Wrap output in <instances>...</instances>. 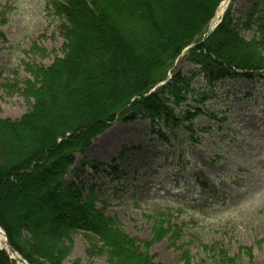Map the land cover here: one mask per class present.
<instances>
[{"label": "rangeland", "instance_id": "374dc122", "mask_svg": "<svg viewBox=\"0 0 264 264\" xmlns=\"http://www.w3.org/2000/svg\"><path fill=\"white\" fill-rule=\"evenodd\" d=\"M60 1L64 0H0V119L16 122L30 112L34 99L27 88L41 87L40 69L69 56L63 30L66 19L55 7ZM186 1L183 13L175 9L177 13L167 18L169 26L161 30L176 34L174 46L184 43L204 23L214 3ZM230 2L229 18L245 40L257 43L264 57V0H226L220 18ZM250 10L254 17L249 24L244 14ZM171 22L178 25L173 30ZM173 69L191 78V90L207 87L203 102L184 90L187 98L176 114L195 109L200 113L179 116L180 122L171 127L153 123L142 114L130 115L105 131L110 134L109 145L98 143L99 135L76 152L64 180L82 202L92 200L124 234L138 239L141 250L155 264H264V77L251 70H232L228 78L209 84L200 66L183 58ZM132 83L121 85V91L112 96L106 94L94 110L116 107L139 88ZM115 84L114 90L120 88ZM85 101L75 105H86ZM87 105L92 106L93 99ZM45 115L16 131L8 130L14 158L27 151L38 156L56 148L53 141L61 128L55 130L59 124L52 122L57 115ZM47 159L37 162L43 164ZM36 167L42 169L40 164ZM4 183L8 186L11 181ZM36 184V195L48 194ZM35 200L38 219L52 218L47 209L51 203ZM8 211L7 219H18L23 226L22 237L32 238L25 230L30 219L20 220L16 207ZM55 224L49 222L48 228L60 235L56 240L53 237L54 257L45 264H58L55 257L62 258L59 264H116L121 260L111 257L109 243L99 236Z\"/></svg>", "mask_w": 264, "mask_h": 264}, {"label": "trees", "instance_id": "16d2710c", "mask_svg": "<svg viewBox=\"0 0 264 264\" xmlns=\"http://www.w3.org/2000/svg\"><path fill=\"white\" fill-rule=\"evenodd\" d=\"M221 1L214 0L204 23L179 46H174L176 34L170 36L171 32L164 34L161 30L169 26L167 18L174 16L175 9L183 13L186 0H64L55 6L56 12L66 19L63 30L68 39L69 56L40 69L41 87L30 85L27 88L29 96L34 99L30 112L16 122L0 119V226L11 247L29 264H45L49 257H54L53 237L57 239L60 234L57 232L58 235H54L56 229L50 230L49 222L99 236L109 243L107 247L113 252L111 257L121 259L116 264H155L147 251L141 250L138 239L124 234L114 220L95 208L92 200L82 202L72 185L66 184L64 176L74 163L75 153L90 144L93 137L106 130L117 118L127 120L130 115L143 111L153 123L171 127L180 122L177 119L179 116L190 118L200 112L199 109L182 110L179 115L176 114L181 102L187 98L184 90L197 94L199 102L207 99V87L191 90V78L180 74L157 91L147 96L145 94L166 78L171 67L169 59H174L183 47L196 42L203 35ZM253 17L252 10L244 14L249 24ZM176 23L171 22L174 26L171 30L178 26ZM249 24L245 27L249 28ZM164 46L170 50L166 52ZM257 48L256 42L242 37L228 13L212 35L202 44L189 49L187 59L201 67L209 84L224 79L232 70H251L264 77V57ZM218 59L224 60L225 64ZM130 81L139 88L128 94L125 100L110 110H94L106 94L112 96ZM114 84L115 88L119 85L120 88L114 90ZM90 99H93L92 106L87 105ZM77 101H85L86 105H75ZM47 113L49 116L57 115L52 123L59 124L55 130L61 128L58 134L55 133L56 142H53L56 148L45 149L38 156L27 151L23 156L16 155L15 159L9 151L11 139L7 136L8 130L14 128L16 131ZM68 133L70 137L66 136ZM64 137L67 138L64 140ZM59 139L61 141H57ZM46 157L49 159L42 161L43 164L37 162L38 158ZM38 164L42 165V169L36 167ZM9 181L11 183L7 186L4 182ZM44 181L47 185H44ZM36 183L39 184L38 188L47 189L48 194L42 197L36 195ZM35 199L51 203L47 209L53 214L52 218L38 219ZM10 207L17 208L20 220L30 219L31 224L25 225V230L31 232L32 238L27 239L25 234L22 237L24 230L18 219H7ZM39 259L44 261L40 262ZM61 259L55 257L56 263L59 264ZM0 264L16 262L0 249Z\"/></svg>", "mask_w": 264, "mask_h": 264}, {"label": "bare ground", "instance_id": "6f19581e", "mask_svg": "<svg viewBox=\"0 0 264 264\" xmlns=\"http://www.w3.org/2000/svg\"><path fill=\"white\" fill-rule=\"evenodd\" d=\"M220 13H222V6L219 8V10H218V14H220ZM208 33L206 32V31H204L203 32V35H207ZM187 47H183L181 50H180V53L173 59V58H171V59H169V62L171 63V67H170V69H172V68H174V66H175V64L176 63H179V62H181V60H182V53L184 52V50L186 49ZM219 61H220V63H223V64H225V62H224V60H222V59H218ZM180 74V75H179ZM183 76V77H185L184 75H183V73H182V70H178L177 71V73H176V75L175 76ZM190 78V77H189ZM193 78V77H192ZM220 80H223V78L222 79H219V81ZM159 86V83L158 84H156L153 88H157ZM152 89V88H151ZM151 93H153V92H151ZM151 93H149V94H151ZM149 94H145L146 96L147 95H149ZM137 98V97H136ZM135 100V98L133 99V101ZM136 114H142V115H144V112L143 111H139V113H136ZM135 114V115H136ZM118 121H120V119L119 118H117L114 122H112L111 124H110V126L106 129V130H108L111 126H113L116 122H118ZM122 121V120H121ZM123 122H128V121H123ZM106 130H104L102 133H104ZM102 133H100V134H98L97 136H95V137H93V139H95L96 137H98L99 135H100V138H98V143H104V146H107V145H109V142H107V140H108V138H110V134H108V133H104V134H102ZM102 134V135H101ZM92 139V140H93ZM107 139V140H106ZM92 140L90 141V144H91V142H92ZM87 146H89V144L87 145ZM87 146L86 147H84L82 150H84L85 148H87ZM82 152V151H81ZM74 161H75V159H74ZM6 239H5V236H4V234H3V232L1 231V229H0V246L1 247H5L6 249H8V245H7V243H6V241H5Z\"/></svg>", "mask_w": 264, "mask_h": 264}, {"label": "water", "instance_id": "95a60500", "mask_svg": "<svg viewBox=\"0 0 264 264\" xmlns=\"http://www.w3.org/2000/svg\"><path fill=\"white\" fill-rule=\"evenodd\" d=\"M7 245H8V247H9V249H10V251L13 253V254H16V252L9 246V242H8V240H7ZM22 262H25L23 259H20Z\"/></svg>", "mask_w": 264, "mask_h": 264}]
</instances>
